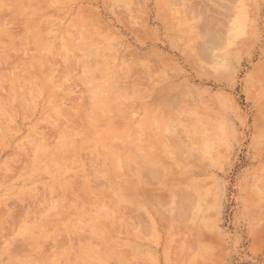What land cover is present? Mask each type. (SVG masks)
<instances>
[{"label":"rangeland","instance_id":"obj_1","mask_svg":"<svg viewBox=\"0 0 264 264\" xmlns=\"http://www.w3.org/2000/svg\"><path fill=\"white\" fill-rule=\"evenodd\" d=\"M0 264H264V0H0Z\"/></svg>","mask_w":264,"mask_h":264},{"label":"bare ground","instance_id":"obj_2","mask_svg":"<svg viewBox=\"0 0 264 264\" xmlns=\"http://www.w3.org/2000/svg\"><path fill=\"white\" fill-rule=\"evenodd\" d=\"M4 65H5V64H4ZM148 172H149V170H148ZM149 173H150V172H149ZM172 189H173V188H172ZM153 202H154V201H153ZM182 212H183V211H182ZM65 238H66V236H65ZM65 238H64V239H65ZM62 239H63V237H62ZM68 239H70V238H68ZM68 239H67V240H68ZM60 240H61V239H60ZM61 241H62V240H61ZM58 242H59V241H58ZM58 242H56V243H58ZM64 242H66V241H64ZM60 243H61V242H60Z\"/></svg>","mask_w":264,"mask_h":264}]
</instances>
